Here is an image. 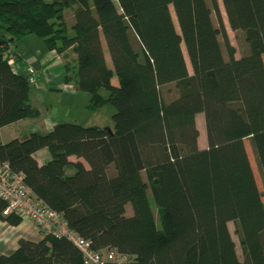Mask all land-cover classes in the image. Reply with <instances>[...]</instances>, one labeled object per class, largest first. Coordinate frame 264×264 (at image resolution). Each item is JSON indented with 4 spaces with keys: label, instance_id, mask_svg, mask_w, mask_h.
I'll use <instances>...</instances> for the list:
<instances>
[{
    "label": "trees",
    "instance_id": "obj_1",
    "mask_svg": "<svg viewBox=\"0 0 264 264\" xmlns=\"http://www.w3.org/2000/svg\"><path fill=\"white\" fill-rule=\"evenodd\" d=\"M221 2L225 16L219 0H0V131L42 117L32 66L13 70L32 36L63 58L62 81L89 94L88 111L115 109L105 125L60 121L8 142L0 132V163L32 198L92 252L124 257L103 264H264L247 252L255 238L264 249V192L246 146L264 184V0ZM228 29L243 35L239 56ZM6 207L0 197V223L19 226ZM41 234L0 264H87L67 238Z\"/></svg>",
    "mask_w": 264,
    "mask_h": 264
},
{
    "label": "rangeland",
    "instance_id": "obj_2",
    "mask_svg": "<svg viewBox=\"0 0 264 264\" xmlns=\"http://www.w3.org/2000/svg\"><path fill=\"white\" fill-rule=\"evenodd\" d=\"M219 4H220L221 12L223 16H225L224 7L222 5L221 0H219ZM228 30H229V35L232 40V43L236 47L237 55L239 56L242 54L244 48H246L243 35L241 33H236L232 31L231 29H228ZM17 51H19L20 53H22L23 51L25 52L34 51L36 53L41 51V54L38 55V60H40V64H41V66H39V78L40 79L38 80L36 85H32V89H31V97H32L31 102L34 106L39 108L42 112V118L39 119L41 124L43 123L48 124L49 118L55 121L77 120V121H80L82 124L88 125V126L89 125L91 126L92 125H105L106 123H109L112 121L113 115L116 112H115V109L109 104H107L103 109L97 112H90L86 109V106L89 104V100H85V97L89 96L88 93L80 91V93L79 94L77 93L75 97H71V96L68 97L67 95L61 92L53 91L50 89V87H56L57 85H60L63 83V81H57L55 79L63 78V75L66 74V71L64 68L60 67L59 65H52L51 67H48L47 69L44 68L42 64L47 59L51 58L50 56L51 52L47 50L41 38H39L38 36H32L30 39V44L24 45L23 43H20L19 47L17 48ZM107 60H108L109 65L111 66V61H110L108 52H107ZM48 76H51L50 84L49 82L47 83L46 81V78ZM101 93L104 97H107L108 95V92L105 89L101 90ZM198 123H199V127L201 130L200 141H201V145L204 147L207 145L206 139H205V133H204V129H205L204 115L202 114L199 115ZM31 124L32 123H24L23 125L24 127H19L16 125L10 126L8 129H5L3 131L2 140L5 142H8L14 138L22 137L23 134L21 133L23 131H29L30 133L31 131L30 129L32 128ZM39 126L35 128L39 129ZM40 129H43V128L40 127ZM33 131H35V129ZM48 132L49 131H46L44 133L43 132H39V133L46 134ZM246 146H247V151H248L251 163L253 165L254 172L257 177L259 187L264 192V184H263L262 176L256 164V160L254 158L253 151H252L249 141H246ZM86 166L88 165L86 164ZM149 198L151 200L152 208L156 216V221L158 224H160V220L158 219L159 213H158L157 208L154 205L151 193H149ZM127 209H128V215H131L132 214L131 206L129 205ZM230 229L232 231L234 240L236 242L238 255L240 256L242 260H244L243 248L241 247L238 236L235 234L233 222L230 224ZM247 252L250 255V258L253 262L264 260V249H263L260 239L258 238H255L254 241L249 245V247L247 248Z\"/></svg>",
    "mask_w": 264,
    "mask_h": 264
},
{
    "label": "built area",
    "instance_id": "obj_3",
    "mask_svg": "<svg viewBox=\"0 0 264 264\" xmlns=\"http://www.w3.org/2000/svg\"><path fill=\"white\" fill-rule=\"evenodd\" d=\"M10 63L13 64V61ZM28 72L31 74L29 82L34 85L37 70L32 66ZM0 197L7 203L4 215L17 214L23 221L35 222L46 234L67 238L81 251L87 264H103L104 260L124 261V257L114 252L107 254L105 259L92 252L89 243L69 229L60 215L32 198L24 177L14 172L8 163H0Z\"/></svg>",
    "mask_w": 264,
    "mask_h": 264
},
{
    "label": "crops",
    "instance_id": "obj_4",
    "mask_svg": "<svg viewBox=\"0 0 264 264\" xmlns=\"http://www.w3.org/2000/svg\"><path fill=\"white\" fill-rule=\"evenodd\" d=\"M22 43L24 45H28V44H30V39L24 40ZM39 54H41V51H39L37 53L34 51H32V52L23 51L22 53H20L21 61L19 63L13 65V70L16 73L24 74L25 76L28 75L27 68L29 66H34L39 71V66H41L40 60H38ZM50 56H51V58L47 59L42 64L45 69H47L48 67H51L52 65H59L60 67L65 69V61L63 60V58L60 55H58L54 52H51ZM63 77H64V75H63ZM38 78H39V76H38ZM50 78H51V76H48L46 78V81ZM62 79L63 78H59V79L57 78L55 80L62 81ZM50 89L53 91L61 92L65 95H67L68 97H70V96L75 97L77 95V93L78 94L80 93L75 89V87L73 85L66 84L64 82L60 85H57L56 87H50ZM31 99H32V97H31ZM89 99H90L89 96L85 97V100H89ZM59 122L60 121H55V120L50 119V118H49L48 124H45V123L41 124L40 120L20 121L16 124H12V125L6 126L3 129H1V131H0L1 132V138L3 139V137H2L3 131L5 129H8L10 126H13V125H16L19 127H24L23 126L24 123H32L31 124L32 128L30 129L31 130L30 133H33V132L34 133L35 132H38V133L43 132L44 133L46 131H50L51 129H53L54 126ZM39 125H41V126H39ZM37 126H39V129L35 128ZM40 127H42L43 129H40ZM34 129H35V131H33ZM21 134H23V135L29 134V131H23ZM35 156L40 163L47 162L51 158L50 152L47 149H44V150L37 152L35 154ZM42 232L44 233V231L40 227H38L37 224H35L32 221H28V220H24L17 227L10 226L7 223H0V253L8 255V254L16 251L18 249V242L21 238L29 239L32 241L40 240L42 238V234H41Z\"/></svg>",
    "mask_w": 264,
    "mask_h": 264
}]
</instances>
